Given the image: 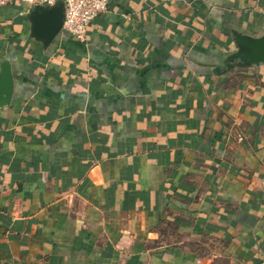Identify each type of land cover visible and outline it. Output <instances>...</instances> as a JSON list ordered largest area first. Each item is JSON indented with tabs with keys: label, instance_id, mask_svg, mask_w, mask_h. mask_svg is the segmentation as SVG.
<instances>
[{
	"label": "crops",
	"instance_id": "obj_1",
	"mask_svg": "<svg viewBox=\"0 0 264 264\" xmlns=\"http://www.w3.org/2000/svg\"><path fill=\"white\" fill-rule=\"evenodd\" d=\"M0 7V264H264V64L219 75L264 0H108L45 46Z\"/></svg>",
	"mask_w": 264,
	"mask_h": 264
},
{
	"label": "water",
	"instance_id": "obj_2",
	"mask_svg": "<svg viewBox=\"0 0 264 264\" xmlns=\"http://www.w3.org/2000/svg\"><path fill=\"white\" fill-rule=\"evenodd\" d=\"M34 36L45 46L51 44L62 32L65 21V5L58 2L51 7L36 6L31 13ZM233 37L237 51L231 54L223 69L216 72L227 74L236 68H248L264 64V35L252 37L234 31ZM14 92V77L9 63L1 66L0 72V107L8 105Z\"/></svg>",
	"mask_w": 264,
	"mask_h": 264
},
{
	"label": "built area",
	"instance_id": "obj_3",
	"mask_svg": "<svg viewBox=\"0 0 264 264\" xmlns=\"http://www.w3.org/2000/svg\"><path fill=\"white\" fill-rule=\"evenodd\" d=\"M20 1L29 8L51 7L58 2L65 5V21L62 31L85 41L91 24L108 11V0H0V7Z\"/></svg>",
	"mask_w": 264,
	"mask_h": 264
}]
</instances>
